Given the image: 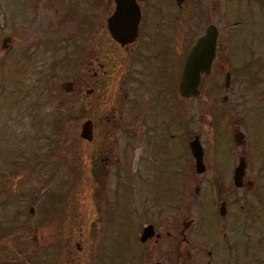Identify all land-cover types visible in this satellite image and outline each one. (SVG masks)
Returning <instances> with one entry per match:
<instances>
[{"label":"flooded vegetation","instance_id":"flooded-vegetation-1","mask_svg":"<svg viewBox=\"0 0 264 264\" xmlns=\"http://www.w3.org/2000/svg\"><path fill=\"white\" fill-rule=\"evenodd\" d=\"M117 4L0 0V61L15 66L20 47L41 62L51 43L65 48L60 61L69 63L74 53L73 72L56 90L76 98V129L86 121L90 129L89 139L79 136L91 145L90 222L108 218L100 191L117 172L114 198L128 225L127 254L132 243L149 264H264V0H126L121 19L109 25ZM136 11L132 33L127 15ZM207 28L214 42L201 55L212 53L209 67L196 65L183 94L187 57ZM54 97L61 104L62 96ZM133 189L140 200L132 201ZM77 196L69 202L72 221ZM146 201L153 214L141 217L138 232L131 209ZM29 212L35 214L32 206ZM161 217L169 238L163 250ZM14 228L10 220L0 228V264L17 262ZM32 239L36 249V229Z\"/></svg>","mask_w":264,"mask_h":264},{"label":"rangeland","instance_id":"rangeland-1","mask_svg":"<svg viewBox=\"0 0 264 264\" xmlns=\"http://www.w3.org/2000/svg\"><path fill=\"white\" fill-rule=\"evenodd\" d=\"M196 7L200 9V3ZM227 16L225 13L228 23ZM56 44L48 45V59L41 62H32L20 47L13 52L18 58L15 66L6 58L0 61V228L9 226V220L15 227V240L10 246L14 248L16 264H59L61 256L70 258L66 264H149V259L142 260L136 255L138 248L132 243L128 254L125 251L128 225L122 221L124 215L117 212L118 200L114 198L121 184L117 172L108 176L105 189L100 191L101 205L105 211L108 209L107 215L110 213L108 220L105 217L91 223V145L79 143V129L71 119L70 104H76V98L71 101L56 90L57 86L60 88L59 79L73 72L74 53L69 52L73 56L69 63L63 62L67 58L60 61L65 48L56 49ZM68 66L72 70L66 73ZM43 94L47 99L44 105ZM54 96H62L61 104L54 101ZM74 148L77 151L73 154ZM73 195H78L75 202L79 208L74 221L70 219L75 210L69 204ZM130 195L132 201L140 200L136 189ZM1 202L6 203L1 205ZM150 204L146 201L138 208L133 207L134 217L129 211L138 232L141 217L153 214L148 208ZM30 206L34 208L33 216ZM113 217L115 221L111 222ZM62 224L65 232L60 237L57 230L63 231L59 227ZM159 227L163 250L169 238L163 237L167 226L162 217ZM33 229L38 240L36 249ZM162 258L168 259V254H162Z\"/></svg>","mask_w":264,"mask_h":264},{"label":"water","instance_id":"water-1","mask_svg":"<svg viewBox=\"0 0 264 264\" xmlns=\"http://www.w3.org/2000/svg\"><path fill=\"white\" fill-rule=\"evenodd\" d=\"M126 0H118V7L117 10L114 12V14L108 19L109 25H112L117 21L121 19V12L123 11L124 7L121 6V4H125ZM131 12V10H129ZM128 18H130L132 26H133V32H135L136 28V22L138 19V12L136 11L135 15L130 16L127 15ZM210 28L206 29V33L200 36L197 40L195 45L193 46L192 53L187 57V62L185 64V68L183 71L182 75V80L179 83V88L180 91L185 94V93H190L188 90V84L190 83V73L195 70L196 65H198L201 69H204V71L207 70L209 67L211 55L210 54L209 58L205 59L203 55H201V52L206 48L207 44H213L214 39H213V34H210ZM111 33L114 36H117V31L111 30ZM132 34L131 36H133ZM211 51V49H210ZM213 51V49H212ZM195 86V85H194ZM194 93V92H193ZM187 95V94H186ZM88 122H84L83 126L80 129L79 136L83 139H89L90 138V129L88 128ZM192 153L196 156L199 157V150L196 148L195 144H192ZM155 264H160V262H156ZM178 264V263H175Z\"/></svg>","mask_w":264,"mask_h":264}]
</instances>
